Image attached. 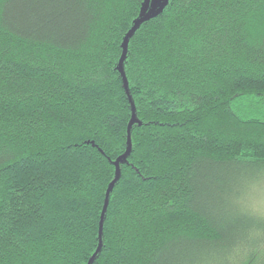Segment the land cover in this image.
I'll use <instances>...</instances> for the list:
<instances>
[{"label":"trees","instance_id":"1","mask_svg":"<svg viewBox=\"0 0 264 264\" xmlns=\"http://www.w3.org/2000/svg\"><path fill=\"white\" fill-rule=\"evenodd\" d=\"M144 2L0 0V264H218L250 226L264 0Z\"/></svg>","mask_w":264,"mask_h":264},{"label":"clouds","instance_id":"2","mask_svg":"<svg viewBox=\"0 0 264 264\" xmlns=\"http://www.w3.org/2000/svg\"><path fill=\"white\" fill-rule=\"evenodd\" d=\"M247 174L254 186L264 193V164L255 165L247 170ZM242 214L251 220V224L224 250V255L218 264H264V194L243 210Z\"/></svg>","mask_w":264,"mask_h":264},{"label":"rangeland","instance_id":"3","mask_svg":"<svg viewBox=\"0 0 264 264\" xmlns=\"http://www.w3.org/2000/svg\"><path fill=\"white\" fill-rule=\"evenodd\" d=\"M164 2L165 0H145L141 17H147L156 13L163 6Z\"/></svg>","mask_w":264,"mask_h":264},{"label":"water","instance_id":"4","mask_svg":"<svg viewBox=\"0 0 264 264\" xmlns=\"http://www.w3.org/2000/svg\"><path fill=\"white\" fill-rule=\"evenodd\" d=\"M168 1H169V0H165L163 6H162V7L160 8V10L157 11L156 13L162 11V10L166 7V5L168 4ZM154 14H155V13H154ZM154 14H152V15H154ZM144 18H145V17H144ZM141 21H142V20H139V21L136 23V25H135V27L133 28V30L131 31V33L126 37L125 44H124V55H123L122 60H121V63H120V69H121V70H122L123 61H124V58H125V55H126V51H127V43H128L129 36H130V35H131V34H132V33L138 28V26L140 25Z\"/></svg>","mask_w":264,"mask_h":264}]
</instances>
